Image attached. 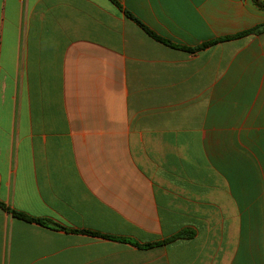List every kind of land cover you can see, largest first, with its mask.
Segmentation results:
<instances>
[{
    "label": "crops",
    "instance_id": "obj_1",
    "mask_svg": "<svg viewBox=\"0 0 264 264\" xmlns=\"http://www.w3.org/2000/svg\"><path fill=\"white\" fill-rule=\"evenodd\" d=\"M117 1L0 0V264H264V0Z\"/></svg>",
    "mask_w": 264,
    "mask_h": 264
},
{
    "label": "trees",
    "instance_id": "obj_2",
    "mask_svg": "<svg viewBox=\"0 0 264 264\" xmlns=\"http://www.w3.org/2000/svg\"><path fill=\"white\" fill-rule=\"evenodd\" d=\"M111 1L114 4H116L124 12L126 17H128L129 19L134 21L138 26H140L142 29H144L146 31V33H148V35H150L152 38L156 39L157 41H159L161 43H164L165 45H168V46H171V47H176V48L179 47L178 45H174L173 43H171V42H169V41H167L165 39H162L159 36H157L154 32H152L149 28H147L146 25L142 21L137 19L130 12L124 10V8L120 5V3L117 0H111ZM263 30H264V26H260L258 28H255L253 30L241 33V34L236 35V36L227 37V38H224V39H221V40H218V41L208 42V43L204 44L202 47L205 48V47L211 46V45H213V44H215L217 42L227 41V40H230V39L240 38V37L248 36L250 34L259 33V32H261ZM0 207L5 208L4 204H2L1 202H0ZM10 212L12 213V215L15 218H17L19 220H23V221H26V222H29V223H37V224H40V225L45 226V227L61 228V226H59L58 224H56V223H54V222H52L51 220H48V219L34 218V217L28 216V215H26V214H24L22 212L16 211V210H10ZM88 233L93 234V235H99L97 233H92V232H88ZM194 235H195L194 232L189 231V230H184V231L179 232L175 236H173L171 238H168L167 240L163 241L162 244L163 243H169V242L174 241L176 239L192 238V237H194ZM106 237L110 238V239L126 241L125 239H119V238H116V237H111V236H106ZM155 245H160V244L158 243V244H155ZM152 246H154V245H146V246H144V248H148V247H152Z\"/></svg>",
    "mask_w": 264,
    "mask_h": 264
}]
</instances>
